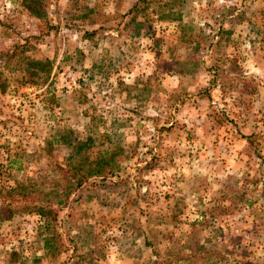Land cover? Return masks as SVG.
Returning a JSON list of instances; mask_svg holds the SVG:
<instances>
[{"label":"rangeland","instance_id":"obj_1","mask_svg":"<svg viewBox=\"0 0 264 264\" xmlns=\"http://www.w3.org/2000/svg\"><path fill=\"white\" fill-rule=\"evenodd\" d=\"M35 1L0 0V264H264V0Z\"/></svg>","mask_w":264,"mask_h":264},{"label":"trees","instance_id":"obj_2","mask_svg":"<svg viewBox=\"0 0 264 264\" xmlns=\"http://www.w3.org/2000/svg\"><path fill=\"white\" fill-rule=\"evenodd\" d=\"M32 1V0H31ZM35 1V0H34ZM143 2H145L144 0H142ZM30 2V1H29ZM36 2V1H35ZM27 11L29 12L30 15H32L33 17H41V12L38 11L34 6H27ZM91 10L89 11V13H84V14H78L80 16L77 15L78 18L80 19H84L86 17H88V15L90 14ZM129 13H133V17L131 18V20H134V18L136 16H138L141 13L140 8H138V6L135 4L133 6V8L129 11ZM148 22L143 20L142 22L138 23V26H140V28H144L145 25ZM139 28V27H138ZM147 32L146 33H151V27L149 25H147ZM153 33V32H152ZM40 66H48V63L46 62H40L39 63ZM92 141V140H91ZM91 142H88L86 144L83 145H78L77 146V152L79 154V152L81 150H85L89 148V144ZM108 155V150H99L97 152L96 157L94 158L93 161H87V156L86 157H82L78 160L77 162V166L76 168L72 171V172H66L64 177L66 178L67 182H68V186L66 187V192L64 194L65 198L60 200L58 202L59 205L61 204H65L66 201L68 200L69 195L74 192L76 189L80 188L83 183L89 179L90 177L96 176V177H101V176H105L107 174V171L110 167H112V164L110 161H107V159L105 158V156ZM70 191V192H69ZM20 193V198L21 200H14L13 198L10 199L12 196H10L9 194L12 193ZM4 193H6V196H10L8 198H5V201L7 200V203H4L3 208L7 209V216L5 217L6 219H10L14 213V204H17L15 208H18L19 206V212H27L29 214H36V215H40L41 217H43L45 219V226L46 229H48L47 231H50V228H52L54 222L56 221V214L53 210V207H51L49 205V202H45L42 203L41 205L37 204V201L34 200V198H32L31 194H26L27 196H25L22 192L18 191V189L16 188H9L7 191H5ZM20 202L22 203V205L20 204ZM48 218V220L46 219ZM53 241H55L54 236H52L51 238H46L45 240H43V248L47 249V250H51L53 247L52 243ZM149 245V244H147ZM193 255V254H192ZM191 256H184L181 253L178 254L177 256H175V259L177 261H191L192 259H190ZM203 262L204 264H208L211 261V254L210 253H205L204 254V258H203ZM218 261V260H216Z\"/></svg>","mask_w":264,"mask_h":264}]
</instances>
